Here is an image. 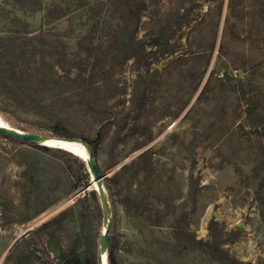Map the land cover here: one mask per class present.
Instances as JSON below:
<instances>
[{
  "label": "rangeland",
  "instance_id": "obj_1",
  "mask_svg": "<svg viewBox=\"0 0 264 264\" xmlns=\"http://www.w3.org/2000/svg\"><path fill=\"white\" fill-rule=\"evenodd\" d=\"M141 1L146 9L137 28L131 11ZM230 1L73 0L66 19L44 26L56 27L66 43L50 49L58 39L48 33L49 61L64 51L72 75L90 76L91 94L73 92L46 112L70 118V130L85 137L104 127L95 160L103 185L112 187L110 235L119 264H219L187 243L188 235L209 239L210 219L224 227L230 255L264 264V0ZM29 3L37 8L36 0ZM27 5L0 0L1 36L25 33V23L32 33L45 24V7L27 13ZM135 27L148 50L173 52L141 68L124 62L120 43ZM113 31L118 44L107 46ZM16 54L1 58L2 107L1 99H17L22 85L8 62ZM25 55L18 53L22 62ZM31 121L12 107L0 111L5 125L52 136ZM73 154L45 153L0 135V264H59L58 247L77 238L99 248L103 213L97 195L87 194L93 187L84 158ZM64 210L51 245L32 233ZM236 228L241 233L231 241Z\"/></svg>",
  "mask_w": 264,
  "mask_h": 264
},
{
  "label": "trees",
  "instance_id": "obj_2",
  "mask_svg": "<svg viewBox=\"0 0 264 264\" xmlns=\"http://www.w3.org/2000/svg\"><path fill=\"white\" fill-rule=\"evenodd\" d=\"M25 3L28 5L26 7L23 6V10L25 12L28 11L29 13L41 10L43 6L45 7V24L40 29H38L37 32L33 33L28 31L29 25L25 23L23 27L26 30L25 33L21 31H15L8 36L0 35V64L3 63H1V58L5 56L4 54H6L7 51L17 53L13 58L8 59V62H12L11 65L14 67L13 73L22 76V85L16 87L17 93L19 94V96H17L18 98L12 101H8L7 98H2L1 103L3 104V107L0 106V111H6L8 107H12L13 110H18L20 113L30 115L32 117L31 122H33L36 126L50 132L53 137L65 139L78 138L82 140L90 147L95 160V157L99 152L100 144L102 143L105 135L104 127H102V125L99 127V129H97L93 137H85L70 130L69 125L71 126L72 124H70V118L61 116L57 113L46 112L47 108L51 106V103H56L57 106L63 104L65 105L69 101V95L73 92L74 96H76V94L78 96L91 94L89 92L90 85L87 82V78L90 76L86 77L87 75L85 76L83 73H81V71H78L75 74L76 76L72 75V73H70L71 70L68 69L66 65H64L63 59L60 58V54L64 53V51L59 53V57L56 59L55 57H50L52 60V62H50L49 57L46 56V54L49 52L43 50V45L46 42L45 38H47V35H50L48 33H52L50 36L56 37L58 39V43H55L54 45L51 44L49 47L50 49L56 47V50H61L66 46V43H63L64 41L59 38L58 35L62 34L58 33V29L56 27L46 28L44 26H46V24L48 25L49 23H57L66 19L70 9V4H74L73 0H52L47 4L44 3V0H36V9H31L29 0H25ZM230 5H232V0L230 1ZM145 9L146 4L144 1H141V3L136 6L135 10L131 11V14H133L135 17L134 23L137 28ZM17 20L18 23L23 22L19 19ZM136 27L132 34H130V37L120 43L123 51L124 62L133 59L136 61L138 68H141L147 65V61L149 59L157 58L159 55H165L167 53L173 52V49L165 48L148 50L149 47H147V44L142 39L137 38ZM165 30L166 28L164 27L159 30L158 38H163ZM117 38L118 32L113 31L106 45L114 46L118 44L119 40H117ZM38 39L39 42L37 43ZM18 53H21L22 55L26 54L23 58V62L22 58L18 57ZM38 53L40 56L38 55L39 59L37 60ZM57 64H59L63 69L60 73L58 71ZM15 68H18V71H14ZM94 89L96 90L97 87ZM4 90H6V88H4ZM250 102L251 101L248 103L249 106ZM248 109L250 110V107H248ZM250 115L251 113H249L247 117H250ZM0 135L9 141H21L27 146L38 148L45 153H61L74 159L77 158L71 153L62 149L26 143L22 140L5 135L2 132H0ZM81 163L83 167L84 163ZM95 163L100 171V167L98 166L96 160ZM125 168V166L121 167V171L124 172ZM24 174L25 172H23V175ZM86 185L87 184L84 186ZM75 187L78 188L79 185H75ZM104 188L107 192V196H109L112 193V187L110 185H105ZM87 194H90L92 197L96 198V192L94 190H91ZM98 210L101 212L99 205ZM66 214L67 210L59 212L58 215L42 223L32 233L44 234L48 238V244L51 245L55 236V232L61 229ZM51 228L52 230H50ZM207 230L209 233L208 240L197 239L193 235H188L187 243H189L190 246H192L195 250L208 255L211 259L219 264H251L238 260L223 248V240L227 241L228 239H221L222 236L225 235L224 227L219 226L216 220L210 219ZM240 233L241 230L236 228L235 230L229 232L228 235H232L231 241H235L238 239ZM81 246V241L77 238L73 241L70 247L64 249L62 247H58L57 258L59 264H97L98 243L93 245L87 240L86 243H83L82 251H79ZM106 257L107 264H119L118 241L114 236L110 235V232L108 246L106 249Z\"/></svg>",
  "mask_w": 264,
  "mask_h": 264
},
{
  "label": "water",
  "instance_id": "obj_3",
  "mask_svg": "<svg viewBox=\"0 0 264 264\" xmlns=\"http://www.w3.org/2000/svg\"><path fill=\"white\" fill-rule=\"evenodd\" d=\"M0 132L12 138L22 140L26 143L47 146V145H44V142L46 140L56 139L60 141H65L67 143H78L84 149V151L87 153V158L82 162L84 163L86 170L89 173L91 185L93 187V190L96 192V195L99 199L100 208L103 213V229H102L101 236H100V243H99L98 254H97V264H107L106 249L108 246L109 232H110V225H111L110 205H109V200L106 194V190L102 183V176L95 163L93 153L90 147L85 142H83L82 140L78 138L65 139V138H57V137L45 135L42 133H29V132L18 130L16 128H12L8 125L5 126V125L0 124ZM56 148L61 149V147H56ZM62 150H65L71 153L72 155H74L72 151L70 150H66V149H62Z\"/></svg>",
  "mask_w": 264,
  "mask_h": 264
},
{
  "label": "bare ground",
  "instance_id": "obj_4",
  "mask_svg": "<svg viewBox=\"0 0 264 264\" xmlns=\"http://www.w3.org/2000/svg\"><path fill=\"white\" fill-rule=\"evenodd\" d=\"M1 125H5L4 123L0 122ZM7 126V125H5ZM44 145L50 146V147H61V149H67L72 151L75 154L80 155L84 158V160L87 158V153L84 151V149L78 144V143H67L65 141H60L56 139H48L44 142ZM83 160V161H84Z\"/></svg>",
  "mask_w": 264,
  "mask_h": 264
}]
</instances>
